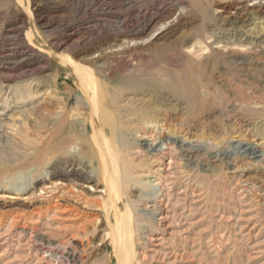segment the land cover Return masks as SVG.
<instances>
[{
    "label": "bare ground",
    "instance_id": "obj_1",
    "mask_svg": "<svg viewBox=\"0 0 264 264\" xmlns=\"http://www.w3.org/2000/svg\"><path fill=\"white\" fill-rule=\"evenodd\" d=\"M0 1L10 9L18 11L16 0ZM32 1L37 8L38 0ZM209 1L216 4L215 13L224 24H228L229 32L242 34L236 39H242V42L246 43L244 46L263 49L264 0H235L238 2L237 7L229 12L224 5L233 3L232 0ZM158 14L170 16L165 9ZM3 16L4 13L0 10V36L7 33L16 34L18 40L27 45L29 36H25L21 28L6 31ZM118 18L116 17V20ZM122 23L124 27L129 21L124 18ZM182 27L183 24H173L171 20L161 33L159 32V37L143 41L152 24L144 26L131 32L133 39L117 51L126 50L125 53H130V49L137 46L143 47L152 41L171 37ZM10 56L11 54H8V57ZM56 60L61 67L66 68L68 78L73 81L75 92L69 88L65 90L69 98L63 97L58 89L51 86L18 88L11 92L12 94L0 91V122L13 112L25 113L30 106L31 111L49 109L56 112L53 113L55 117L48 135L35 140L34 147L22 148L24 151L17 152L12 146L11 136L5 144L10 147V154L5 156L3 151L0 152V164L3 163L0 165V191H7L5 198L9 200L3 201L5 203L3 212L0 213V223L10 220L5 224V228L1 229L3 233L0 231V250L7 247L3 249V253L8 254L7 251L14 247L15 255L22 249L20 264H90L92 249L89 236L93 240L98 237L102 239V236L96 233L94 224L103 217L100 222L110 230V236H107L110 237L109 243L113 246L117 264H142L137 261V249L153 242L158 244L148 251L150 254H142V260H147L149 264L161 253L164 258L172 256L173 262L195 258L207 240L199 233L200 221H197L203 179L198 171H186L184 166L170 168L181 161L186 164L194 162L197 151L188 149L186 142L164 138L166 131L176 134L182 132L177 129L182 116L193 113L202 103L195 86L180 84L169 77L170 75H165V71H160L159 75L143 74L142 67L138 68L135 64L126 71L128 75L124 74L121 81L115 85L110 78L105 79L102 72L87 71L69 58L61 60L58 57ZM100 63L101 60H98L92 64L103 68L105 63ZM192 75L194 76L193 72ZM159 87L169 89L171 94L174 93L180 100L164 96L167 104L150 103L151 91L160 90ZM133 129L140 132L136 138L137 145L128 139V133L135 132ZM236 130L249 142L245 146L246 153L255 159L264 160V149L252 142L257 137L264 139L263 126L243 125ZM136 155L139 156L136 158ZM166 158L170 159L168 164H165ZM136 162L137 165L144 163L142 167L148 168V171L140 176ZM57 174L64 178H77L80 181L79 187L63 186L55 190L38 187L44 186ZM138 176L145 177L140 179ZM240 180L238 185L243 191L246 186L260 187L259 185L264 183V180L249 178ZM96 194L100 196V202L93 201ZM23 197V204L17 202ZM241 198L247 197H237L239 201ZM94 205L104 211L100 217L98 214L92 217L90 210L86 211L91 206V209L94 208ZM166 209H171V214L166 212ZM55 217L61 222L55 223ZM176 222H186L183 223L185 225L182 230L185 236L181 237L179 242H175L173 237L172 247L166 253L161 248L166 238L156 232L157 229H164L166 224L169 223L170 227ZM254 228L250 230L249 238ZM60 232L71 235L69 239L62 240L63 234L59 235ZM213 236L214 233H211L207 242H212L213 247H216L217 242ZM248 237L243 236L241 239ZM210 249L211 247L207 248L208 251Z\"/></svg>",
    "mask_w": 264,
    "mask_h": 264
},
{
    "label": "rangeland",
    "instance_id": "obj_2",
    "mask_svg": "<svg viewBox=\"0 0 264 264\" xmlns=\"http://www.w3.org/2000/svg\"><path fill=\"white\" fill-rule=\"evenodd\" d=\"M232 2L224 5L228 12L234 11L237 7L238 2L235 0ZM1 4L0 1L6 31L21 28L24 35L29 36L30 39L27 40V45H24L16 34L7 33L0 36V91L9 94L15 89L28 86L43 88L51 86L58 89L60 95L69 98L65 90L69 88L70 91L75 92L74 84L68 78L66 68L57 63L58 57L61 60L69 58L87 71L102 72L103 77L110 78L115 85L122 77L128 75L126 71L135 64L138 68L142 67L143 74L159 75L160 71H165V75H170L169 77L180 84L184 83L187 86L189 84L188 87L195 86L197 89L202 103L193 113L182 116L183 119L177 125V129L182 131L178 133L179 135L166 131L164 138L186 142L188 149L193 148L197 151L194 162L186 164L185 161L183 163L181 161L170 169L184 166L186 171L200 173L203 180L200 213L197 218V221H200L198 231L207 240L202 244L194 260L173 262L172 256L168 255L164 258L161 253L150 264H166L170 260L167 264H264V183L259 185L260 187L246 186L244 188L246 194L238 185L240 179L244 178L264 180V160L255 159L246 153L245 146L249 142L236 130L243 125H259L264 128V45L263 49L244 46L246 43L242 42V39H236L242 34L229 32L228 24H224L215 13L216 4L209 0H115L114 2L38 0L37 8L32 0H16L17 12ZM162 9L169 13L168 18L158 14ZM116 17L119 18L116 20ZM124 18L128 19L129 23L124 24L123 27ZM171 20L173 24H183L184 27L177 34L168 37L169 39L152 41L143 47L137 46L130 49V53H125L126 50L117 51L133 39L131 32L152 24L151 30L143 37V41H148L153 37H159L161 30ZM8 54L11 56L8 57ZM98 60H101L100 64L105 63L103 68L92 64ZM180 70H183L182 75ZM159 88L160 90L151 91L150 103L167 104L163 99L164 96L180 100L179 97L174 96V93L171 94L169 89ZM31 107H28L25 113L13 112L0 122V152L3 151L5 156L10 154V147L5 144L11 136L12 146L17 152H21L24 151L22 148L34 147L35 140L48 135L56 112H51L49 109L31 111ZM133 130L135 132L132 134L128 133V139L137 145L136 138L140 132ZM252 142L264 149L262 137H257ZM137 156L139 155H136V158ZM165 161V164H168L170 159L166 158ZM143 164L137 165L136 162L140 176L148 171V168L142 167ZM0 165L2 166L3 163ZM72 178H64L57 174L44 186L38 187L52 190L63 186L79 187L80 181ZM6 195H8L7 191H0V213L3 212V204L9 201L5 198ZM244 196L247 198H241L240 201L237 199ZM23 199L24 197L17 202L23 204ZM93 199V201H101L98 195ZM94 206L86 211L90 210L89 214L92 217L97 214V216L102 215L104 211L99 206ZM171 211L166 209L169 214ZM55 218V223L61 222L57 217ZM102 218L99 222L95 221L97 223L94 224V228L103 240L99 237L93 240L89 236L92 249L90 264H117L113 246L109 243L110 230L100 222ZM8 222L4 220L0 223L1 233H3L1 229ZM183 223H173L170 225L171 228L168 223L164 229H157L156 233L166 238L161 244V248L166 253L172 247L173 237L175 242H179L181 237L185 236L182 232L185 225ZM252 228L254 230L251 231L249 238L248 234ZM211 233H214L216 247H213L212 242H207ZM70 235V233L63 234L61 239H69ZM243 236L248 238L241 239ZM157 244L153 242L146 244L143 249L139 247L137 261L149 264L147 260H142V254L146 252L150 254L148 251ZM175 245L176 243L173 246ZM208 247H211L209 251ZM3 249L0 250V264H20L22 249L15 255L14 247L7 251L8 254L3 253L5 251Z\"/></svg>",
    "mask_w": 264,
    "mask_h": 264
}]
</instances>
